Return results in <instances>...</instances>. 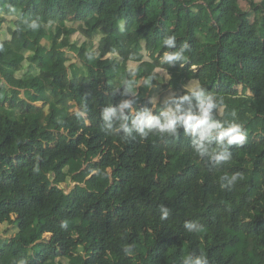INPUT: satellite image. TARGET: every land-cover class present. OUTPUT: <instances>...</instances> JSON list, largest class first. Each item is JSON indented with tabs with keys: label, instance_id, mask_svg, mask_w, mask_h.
Segmentation results:
<instances>
[{
	"label": "trees",
	"instance_id": "16d2710c",
	"mask_svg": "<svg viewBox=\"0 0 264 264\" xmlns=\"http://www.w3.org/2000/svg\"><path fill=\"white\" fill-rule=\"evenodd\" d=\"M0 34V264H264V0H0ZM173 34L190 47L162 64ZM157 69L236 114L247 138L229 161L196 156L182 130H106L107 103L152 107Z\"/></svg>",
	"mask_w": 264,
	"mask_h": 264
},
{
	"label": "clouds",
	"instance_id": "9594fccd",
	"mask_svg": "<svg viewBox=\"0 0 264 264\" xmlns=\"http://www.w3.org/2000/svg\"><path fill=\"white\" fill-rule=\"evenodd\" d=\"M25 23L32 30L40 27L36 20ZM162 43L168 51L163 53L160 62L166 65L183 61L185 52L190 47L187 42L177 47V38L174 34L165 36ZM152 79L149 77L145 85L151 87ZM136 94L126 82L123 95L135 97ZM149 103L152 105L151 108L141 109L133 108V100L129 98L122 99L115 105L111 102L107 103L101 111L104 127L109 133H122V139L126 141L135 140L137 136L147 139L151 134L176 137L182 130L184 135L191 137L194 154L201 158L206 157L210 163L217 165L232 158L233 145L241 147L246 141L247 131L243 124L236 121V114L234 112L231 114L232 120L217 119L216 114L221 108V103L211 91L200 85L189 83L184 86L183 95L169 94L162 101L152 97ZM158 104L157 111L155 106ZM238 178V173L231 177H221L223 181L221 187H230ZM159 211L162 220H166L170 215V210L163 205ZM184 228L188 232H196L201 229V225L195 221H188L185 222ZM183 264H209V262L203 255L190 254Z\"/></svg>",
	"mask_w": 264,
	"mask_h": 264
},
{
	"label": "rangeland",
	"instance_id": "374dc122",
	"mask_svg": "<svg viewBox=\"0 0 264 264\" xmlns=\"http://www.w3.org/2000/svg\"><path fill=\"white\" fill-rule=\"evenodd\" d=\"M243 7H246L244 4L242 5ZM0 39L2 40H4V39H7V36L5 35V34H0ZM71 40H72V42H74V43H77V45H80L85 39H84V37H82L80 34H75V35H73L72 36V38H71ZM95 44L97 43V39L95 40V42H94ZM43 45L44 46H46V47H48V45H49V43L47 42V41H44L43 42ZM69 58L71 59V62H77L76 61V59H75V56L73 55V54H70V56H69ZM145 60L146 61H148L149 60V58H148V55L146 56V54H145ZM24 65L26 66V62H24ZM130 67H135L136 65L134 64V63H130V65H129ZM155 73L157 74V75H159V77H161L163 80H164V83H163V85H165V83H168L169 82V80H170V78H169V75L168 74H166L163 70H161V69H157L156 71H155ZM189 84V83H188ZM191 84H193V85H199L197 82H195V81H193V82H191ZM159 86L158 87V90H156L153 94H152V97H157L158 98V101H162L166 96H168L169 94H178L177 92H174L175 90H171V89H169L168 88V85H165V86ZM177 85V84H176ZM184 87V86H183ZM170 88H172L171 86H170ZM184 89V88H183ZM239 92H240V89H239ZM151 97V98H152ZM37 106L38 107H41L42 106V104L41 103H39V104H37ZM5 229H6V226L5 225H2V226H0V236L1 237H4L3 236V233H4V231H5ZM5 238V237H4ZM50 238V235H45L44 236V239L45 240H48Z\"/></svg>",
	"mask_w": 264,
	"mask_h": 264
},
{
	"label": "crops",
	"instance_id": "0c3cea01",
	"mask_svg": "<svg viewBox=\"0 0 264 264\" xmlns=\"http://www.w3.org/2000/svg\"><path fill=\"white\" fill-rule=\"evenodd\" d=\"M193 82V81H192ZM195 82H197V81H195ZM191 83V82H190ZM198 83V82H197ZM184 88V87H183Z\"/></svg>",
	"mask_w": 264,
	"mask_h": 264
}]
</instances>
